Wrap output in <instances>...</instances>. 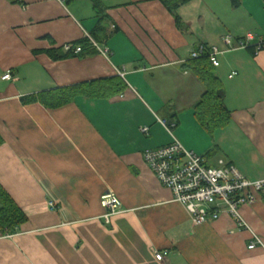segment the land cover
I'll return each instance as SVG.
<instances>
[{"label": "crops", "instance_id": "0c3cea01", "mask_svg": "<svg viewBox=\"0 0 264 264\" xmlns=\"http://www.w3.org/2000/svg\"><path fill=\"white\" fill-rule=\"evenodd\" d=\"M179 13L187 32L162 0H0V182L28 216L17 233L0 230V264H264V201L242 207L248 227L229 213L194 225L144 157L178 139L209 164L264 178V50L225 43L264 38V0H193ZM89 34L111 54L92 43L83 57L49 53ZM201 44L225 50L215 74L232 118L214 134L195 113L206 86L186 68ZM112 78L126 88L111 97L23 102ZM108 189L123 203L111 224Z\"/></svg>", "mask_w": 264, "mask_h": 264}, {"label": "built area", "instance_id": "2783aa9c", "mask_svg": "<svg viewBox=\"0 0 264 264\" xmlns=\"http://www.w3.org/2000/svg\"><path fill=\"white\" fill-rule=\"evenodd\" d=\"M88 38L100 53L106 56L111 54L108 47L100 45L90 34ZM234 40L231 35L225 37L229 49L249 48L254 45L255 35L249 32L245 37L238 38L237 43ZM254 48L256 52L263 51L264 38ZM82 49V46L72 43L64 45L65 52L79 54ZM224 52L219 46L201 44L192 51V59L207 56L215 66H219V56ZM14 78L11 71L4 76L7 80ZM142 131L149 132V127H143ZM144 157L162 184L173 190L175 200L186 206L194 225L217 220L229 213L240 226L248 227L241 215L242 207L264 201V178L249 179L233 163L223 158L217 164H209L204 156L187 149L178 139L166 146L147 150ZM101 204L105 208L103 219L106 224H111L113 216L123 210L122 200L110 189L102 194ZM51 206L54 208L55 203L51 202ZM256 246L252 242L249 248ZM155 254L159 260L164 258V254L158 250H155Z\"/></svg>", "mask_w": 264, "mask_h": 264}, {"label": "trees", "instance_id": "16d2710c", "mask_svg": "<svg viewBox=\"0 0 264 264\" xmlns=\"http://www.w3.org/2000/svg\"><path fill=\"white\" fill-rule=\"evenodd\" d=\"M162 1L176 18L179 29L185 32L189 31V27L181 17L179 9L193 0ZM234 1L236 5L240 2V0ZM95 8L99 14L103 12V8L98 1L95 3ZM100 31H103V27L99 24L93 35L98 38V32ZM72 44L75 46H82V52L75 54L74 52H65L62 51L63 49H58L49 50V53H51L52 57L55 59H66L75 56L83 57L87 55L88 51H91L88 50L89 47L92 46L89 38ZM249 49H254V52H256L254 46H250ZM215 67L216 66L207 56L192 59L191 62L186 65V68L192 69L206 86L205 93L195 106V113L199 122L210 134H214L217 129L226 127L232 118L231 111L226 105V88L220 78L215 74ZM125 88L126 84L123 80L120 78H112L109 80H98L91 83L60 87L54 91L45 92L38 97L23 98V102L41 101L49 107H60L74 102L80 95L89 97H111L118 93H122ZM174 125L172 128H174ZM3 143L4 139L0 133V147ZM27 220L28 216L24 210L0 182V230L7 235L15 234Z\"/></svg>", "mask_w": 264, "mask_h": 264}]
</instances>
